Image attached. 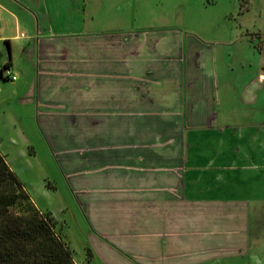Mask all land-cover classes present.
<instances>
[{
  "label": "crops",
  "instance_id": "crops-1",
  "mask_svg": "<svg viewBox=\"0 0 264 264\" xmlns=\"http://www.w3.org/2000/svg\"><path fill=\"white\" fill-rule=\"evenodd\" d=\"M128 1L0 0V154L75 264H264V74Z\"/></svg>",
  "mask_w": 264,
  "mask_h": 264
},
{
  "label": "rangeland",
  "instance_id": "rangeland-1",
  "mask_svg": "<svg viewBox=\"0 0 264 264\" xmlns=\"http://www.w3.org/2000/svg\"><path fill=\"white\" fill-rule=\"evenodd\" d=\"M128 2L117 23L165 26L192 35L216 62L217 73L264 74V0Z\"/></svg>",
  "mask_w": 264,
  "mask_h": 264
},
{
  "label": "trees",
  "instance_id": "trees-1",
  "mask_svg": "<svg viewBox=\"0 0 264 264\" xmlns=\"http://www.w3.org/2000/svg\"><path fill=\"white\" fill-rule=\"evenodd\" d=\"M0 264H75L55 220L33 205L1 154Z\"/></svg>",
  "mask_w": 264,
  "mask_h": 264
},
{
  "label": "built area",
  "instance_id": "built-area-1",
  "mask_svg": "<svg viewBox=\"0 0 264 264\" xmlns=\"http://www.w3.org/2000/svg\"><path fill=\"white\" fill-rule=\"evenodd\" d=\"M4 72H5L6 75H9V72H8L7 69H5ZM10 78H11V79H14L15 77H14L13 75H11Z\"/></svg>",
  "mask_w": 264,
  "mask_h": 264
}]
</instances>
